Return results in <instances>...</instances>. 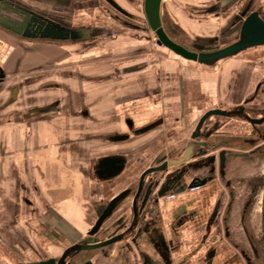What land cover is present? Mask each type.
<instances>
[{
    "label": "crops",
    "instance_id": "obj_1",
    "mask_svg": "<svg viewBox=\"0 0 264 264\" xmlns=\"http://www.w3.org/2000/svg\"><path fill=\"white\" fill-rule=\"evenodd\" d=\"M5 1L33 13L39 8L65 20L94 16L103 27L112 17L107 2L98 4L95 12H84L82 2L86 0ZM117 1L130 11L124 0ZM93 38L33 42L0 29V74L5 76L0 81V248L9 246L29 255L33 247H47L63 237L71 241L90 225L97 209L136 185L139 175L166 150H180L201 114L241 103L255 91L250 60L217 65L216 72L205 65L186 66L171 60L165 63L166 70H155L161 91L139 98H124L130 92L123 90L121 77L118 82L102 79L74 85L39 75L19 80L20 87L10 85L11 71L39 66L57 49L66 50ZM257 50L264 56V48ZM260 63L264 78V58ZM181 67H196L198 72L194 70L187 82L177 80L174 70L179 73ZM146 68L145 62H138L114 73L135 80ZM14 86L16 99L10 96ZM49 103L54 104L49 111H36ZM76 136L88 141L74 147ZM113 165L119 168L112 169Z\"/></svg>",
    "mask_w": 264,
    "mask_h": 264
},
{
    "label": "flooded vegetation",
    "instance_id": "obj_2",
    "mask_svg": "<svg viewBox=\"0 0 264 264\" xmlns=\"http://www.w3.org/2000/svg\"><path fill=\"white\" fill-rule=\"evenodd\" d=\"M104 1L121 17L132 18L117 0ZM199 12L226 14L223 30L187 46L209 52L237 42L246 20L264 22V0H214ZM46 24L63 28L62 38H44ZM0 29L22 40L57 43L101 32L53 23L5 0H0ZM4 78L0 74L1 82ZM263 86L264 78L241 103L216 107L230 115H210L196 128L199 116L180 150H166L151 165L166 163L164 171L146 177L142 191L128 187L108 212L105 206L97 209L71 241L63 237L37 246L33 258L17 264H264V120L255 125L248 120L264 117V96L256 102ZM14 89L16 99L15 86L10 96ZM53 107L49 103L36 111ZM233 119L249 131H231Z\"/></svg>",
    "mask_w": 264,
    "mask_h": 264
},
{
    "label": "rangeland",
    "instance_id": "obj_3",
    "mask_svg": "<svg viewBox=\"0 0 264 264\" xmlns=\"http://www.w3.org/2000/svg\"><path fill=\"white\" fill-rule=\"evenodd\" d=\"M142 1L143 0H132V2L124 1L125 6L128 5L129 12L133 15L131 19L121 17L107 4V7L111 9L109 14H111L112 17L111 22L109 21L104 27L99 20L94 19V16H82L80 19L65 20L64 17H59L53 13L35 8L36 13L53 23L69 26L84 25L86 27H100L101 32L97 36H94L95 38L91 39L88 43L83 44V42H78L77 44H73L72 47H69V49H60L62 51L57 49L59 52L56 51L54 54H50L51 58L44 59L39 66L23 71H11L10 74H8L10 77L9 80L11 81L10 85L20 87L23 83L20 84L19 80L24 82V79L27 77L39 75L47 78V80H68L69 82H74V85H76L78 81L82 84H91L102 79L103 82H115L116 79L118 80L121 77L123 81V90L130 92L128 93L130 95H126L124 98H139L143 97L145 94L150 95L151 93L155 94L161 91L162 83H160V80L158 82L157 79H155V70L157 68L166 70V66H164L166 62L179 60L186 66L202 65L183 59L167 48L161 47L155 43V36L146 23ZM212 1L214 0H162L160 15L163 27L166 30H168V28L170 29L168 31L176 41L183 42L188 46H191L195 41L203 40L218 34L226 26V14L221 13L218 15L215 13L199 12V10H202V7L211 4ZM102 2L106 3L102 0H86V2H82L86 4L83 8L85 10L83 11L85 12L88 10L95 12L97 5L102 4ZM81 7L82 6H79L78 8L80 9ZM116 16H120L119 18H121V20ZM106 20L108 19L106 18ZM34 44V46H48L41 43ZM259 48H264V45L246 48L232 57L221 59L214 66L207 67L211 68L212 72H216L214 69L217 65L221 66V64L231 61L242 62L243 60H250V69H254L252 78V80H254L252 86L254 87L256 82L262 80L263 75L260 62L264 56H261L257 52ZM47 51L49 52V50ZM138 62H145L147 68L146 72L138 74L135 80L132 77H126L122 74L118 76V73V75L114 73V71H121L123 66ZM194 68L195 69H192V67H181L179 73L174 70V73L177 74L176 79H181L185 82L189 81L193 77V71L195 70L198 72V68ZM134 83L137 84V90L133 85ZM188 85L190 88L191 84ZM250 94H253V92H250ZM236 120L237 119L231 120V124L228 126L229 129L233 131L235 128L239 129H234L237 133L241 131L247 133L249 129H245V127L242 126L243 124L241 123L240 125ZM235 123L239 125H235ZM88 137L91 139L93 136L91 135ZM83 141L88 140L76 136V138L73 139V146L78 148V145ZM260 176L263 185L260 193L264 195V167L260 172ZM34 248L36 247H33L32 250L29 251V255L26 253L24 255L23 250H15L9 246L1 247L2 255H0V264H17V262L24 261V257L28 258V256H30L32 258Z\"/></svg>",
    "mask_w": 264,
    "mask_h": 264
},
{
    "label": "water",
    "instance_id": "obj_4",
    "mask_svg": "<svg viewBox=\"0 0 264 264\" xmlns=\"http://www.w3.org/2000/svg\"><path fill=\"white\" fill-rule=\"evenodd\" d=\"M110 3H114L112 0H106ZM161 1L162 0H143V13L146 19V23L149 26V29L153 32L155 36V43L161 47L167 48L175 55L189 60L196 62L198 64H202L205 66H214L218 61L224 58L232 57L242 50L258 45H264V22L259 20H255L254 22L250 19L246 20L241 31V36L239 40L231 45L222 47L220 49L204 52L201 51L204 49L201 45H193L192 48L187 47L188 45L176 41L172 34L166 30L162 25V18L160 15V8H161ZM20 9H25L21 6H18ZM3 14V11L1 12ZM6 14V13H5ZM8 16L12 17L11 15L7 14ZM45 30L47 31V35L44 36L46 39H60L63 35V28L58 26L57 24H46ZM196 49V50H195ZM198 50V51H197ZM16 89L12 92V98L15 96ZM230 111H225L219 108H212L206 110L199 118L196 128L199 127L201 122L208 116L213 114H222V115H230ZM252 125L261 123L264 120L262 119H248ZM188 158V155L185 156V159ZM120 160H118L119 162ZM170 163H176V160H171ZM165 162L160 163L157 166H150L146 168L138 177L136 188L137 192L142 191L143 184L146 180V177L154 171H164L165 169ZM112 169L119 168L118 166H111ZM128 188L124 189L119 193V195L113 197L107 205L105 206V213L108 212L115 203L121 198L123 194H126ZM104 215V213H103Z\"/></svg>",
    "mask_w": 264,
    "mask_h": 264
}]
</instances>
